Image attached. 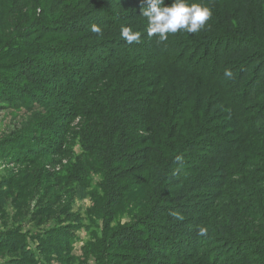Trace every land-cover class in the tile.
<instances>
[{
	"label": "trees",
	"instance_id": "obj_1",
	"mask_svg": "<svg viewBox=\"0 0 264 264\" xmlns=\"http://www.w3.org/2000/svg\"><path fill=\"white\" fill-rule=\"evenodd\" d=\"M188 2L211 19L160 43L148 0H0V98L64 106L71 92L51 118L102 178L96 264H264V0ZM121 209L129 221L115 220ZM70 228L40 249L67 242L71 254ZM26 241L0 234V253L44 264Z\"/></svg>",
	"mask_w": 264,
	"mask_h": 264
},
{
	"label": "rangeland",
	"instance_id": "obj_2",
	"mask_svg": "<svg viewBox=\"0 0 264 264\" xmlns=\"http://www.w3.org/2000/svg\"><path fill=\"white\" fill-rule=\"evenodd\" d=\"M55 85L52 91L39 88L41 101H52L59 91ZM67 94L61 96L64 106L42 105L18 97L12 101L0 98V186L5 192L4 197L1 195L5 213L0 214V234L19 232L26 236L29 247L44 264H96V253L88 251L102 234L103 223L97 214L99 204L97 207L95 203L99 196L103 197L102 178L87 165L91 162L82 155L76 138L67 137V143L64 142L59 127L67 123L51 118L54 109L62 112L70 109ZM79 122L77 118L70 126L74 128ZM72 142L75 143L70 146ZM61 148L66 154L60 155ZM19 157L30 159L23 163ZM115 220L126 222L130 216L121 209ZM67 226L78 228L71 238L74 246L71 254L64 248L68 247L67 242L56 251L43 245L40 249L39 239H43V244L54 240V233ZM12 257L10 252L0 253V264H9Z\"/></svg>",
	"mask_w": 264,
	"mask_h": 264
},
{
	"label": "clouds",
	"instance_id": "obj_3",
	"mask_svg": "<svg viewBox=\"0 0 264 264\" xmlns=\"http://www.w3.org/2000/svg\"><path fill=\"white\" fill-rule=\"evenodd\" d=\"M212 14L209 7L202 3H189L188 0H173L171 6H166L165 0H148V6L142 10V15L148 20V36H157L160 43L168 40L169 33L175 34L180 30L197 33L205 27ZM92 31L102 35L101 29L97 26H93ZM121 37L129 44L139 43L141 33L122 27ZM225 76L231 77V71H226ZM205 231L202 229L201 234L203 235Z\"/></svg>",
	"mask_w": 264,
	"mask_h": 264
}]
</instances>
